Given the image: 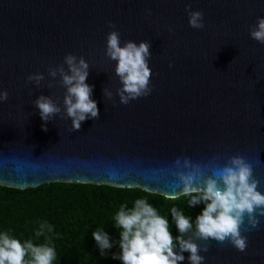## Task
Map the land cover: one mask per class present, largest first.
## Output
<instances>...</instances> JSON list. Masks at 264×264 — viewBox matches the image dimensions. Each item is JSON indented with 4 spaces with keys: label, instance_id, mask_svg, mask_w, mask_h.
<instances>
[{
    "label": "water",
    "instance_id": "obj_1",
    "mask_svg": "<svg viewBox=\"0 0 264 264\" xmlns=\"http://www.w3.org/2000/svg\"><path fill=\"white\" fill-rule=\"evenodd\" d=\"M189 4L204 14V28L189 25ZM258 17L264 0H0V91L8 92L0 102V184L92 182L167 197L182 191L178 157L204 166L239 154L264 193V44L249 34ZM108 21L121 46L151 44L152 91L127 105L116 91V61L105 55L114 30ZM69 53L89 63L86 83L99 109V119L83 121L79 131L64 111L59 73L48 74ZM37 72L44 75L39 86L27 80ZM41 95L61 108L47 131L35 106ZM258 218V227L245 218L241 228L246 251L210 240L203 264H264V216ZM183 255L180 264H190V253Z\"/></svg>",
    "mask_w": 264,
    "mask_h": 264
},
{
    "label": "clouds",
    "instance_id": "obj_2",
    "mask_svg": "<svg viewBox=\"0 0 264 264\" xmlns=\"http://www.w3.org/2000/svg\"><path fill=\"white\" fill-rule=\"evenodd\" d=\"M150 15L151 10H146ZM189 25L195 29L204 28V14L191 10L186 5ZM114 29L107 35L105 55L116 61L115 74L119 77L121 87L116 91L120 103L127 105L131 100L148 96L152 88L150 80L152 69L149 67L151 57L149 41L139 43L127 40L121 46L120 33L116 25L108 21ZM171 30V29H170ZM249 34L255 41L264 44V17H258L257 23L250 27ZM67 65V71L64 68ZM171 66V65H170ZM89 63L83 57L69 53L64 57V64L49 67V76L55 78L59 73L60 84L66 88L64 111L71 118L72 130L79 131L83 121L99 119L97 102L92 99L93 86L86 83ZM27 80L37 86L44 80L42 73L29 74ZM51 87V84L49 85ZM104 95L111 99L112 92L104 90ZM8 99L7 91H0V102ZM39 109L42 129L47 131V122L61 113L60 106L50 96L41 95L35 101ZM213 157L208 164L201 166L184 157L175 161L177 171L174 173L182 185V191L167 196L170 200L188 197V205L195 207L204 203L202 212L192 219L181 209H171L172 220L180 235L173 237L169 220L159 214L144 198L134 201L130 209L122 204L115 215V226L121 229L119 245L120 254H113V259H120L123 264H180L184 261V252L190 253V264H203L205 259L200 253L209 250L210 240L218 243L230 242L238 251L247 249V237L241 234V228L247 224L252 228L259 226V216H264V193L258 190L259 181L253 174V166L243 155H232L224 164ZM210 170V175L205 169ZM147 191V189H145ZM46 230V231H45ZM53 226L42 222L35 235L40 237L51 233ZM192 236L185 239L186 234ZM101 255L113 247L107 232L103 228L93 231ZM202 241L198 244L193 239ZM177 244L179 252L174 251ZM57 252L49 242L34 243L29 239L21 242L8 231H0V264H53Z\"/></svg>",
    "mask_w": 264,
    "mask_h": 264
},
{
    "label": "trees",
    "instance_id": "obj_3",
    "mask_svg": "<svg viewBox=\"0 0 264 264\" xmlns=\"http://www.w3.org/2000/svg\"><path fill=\"white\" fill-rule=\"evenodd\" d=\"M138 198L146 199L168 218L174 238L180 233L171 209H181L195 228V218L205 207L204 203L190 207L188 197L170 200L138 187L70 181L25 188L0 184V231H8L22 243L29 239L34 243L49 242L57 252L53 264H123L120 259H113V254L121 252V229L115 226L114 218L122 204L130 209ZM45 221L53 226V231L37 237L35 233ZM98 228L107 232L113 244L105 255H101L92 236ZM191 235L190 232L185 238Z\"/></svg>",
    "mask_w": 264,
    "mask_h": 264
}]
</instances>
